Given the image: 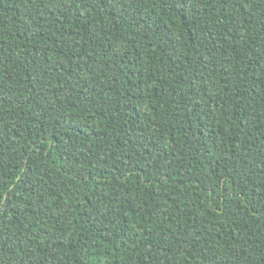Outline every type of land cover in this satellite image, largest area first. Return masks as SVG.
<instances>
[{"label": "trees", "instance_id": "16d2710c", "mask_svg": "<svg viewBox=\"0 0 264 264\" xmlns=\"http://www.w3.org/2000/svg\"><path fill=\"white\" fill-rule=\"evenodd\" d=\"M0 264H264V0H0Z\"/></svg>", "mask_w": 264, "mask_h": 264}]
</instances>
